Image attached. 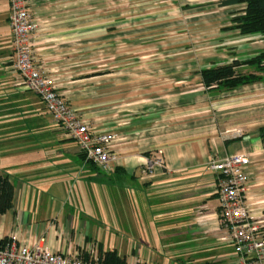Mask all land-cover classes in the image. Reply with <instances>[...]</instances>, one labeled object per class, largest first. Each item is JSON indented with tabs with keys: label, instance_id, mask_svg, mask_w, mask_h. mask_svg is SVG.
I'll list each match as a JSON object with an SVG mask.
<instances>
[{
	"label": "crops",
	"instance_id": "obj_1",
	"mask_svg": "<svg viewBox=\"0 0 264 264\" xmlns=\"http://www.w3.org/2000/svg\"><path fill=\"white\" fill-rule=\"evenodd\" d=\"M85 3L30 0L38 24L34 55L80 116L96 131L117 134V163L106 172L89 162L39 96L17 85L10 0H0V173L15 185L13 206L0 213V244L40 243L102 259L115 251L127 264H236L233 245L221 239L218 175L209 164L214 157L249 155L246 196L264 218V83L211 90L194 67L188 76L170 72L174 80L157 88L136 86L129 63L145 56L128 50L129 33L121 31L130 24L115 13L103 21ZM120 40L127 41L124 52ZM244 45H232L226 60L210 57L209 66L242 59L250 49ZM104 56L116 63L109 99L95 96L89 81L104 71L87 68ZM185 78L190 84L184 86ZM110 202L124 205L126 215H113ZM120 219L140 228L154 220L158 228L117 240L122 228L110 224Z\"/></svg>",
	"mask_w": 264,
	"mask_h": 264
},
{
	"label": "built area",
	"instance_id": "obj_2",
	"mask_svg": "<svg viewBox=\"0 0 264 264\" xmlns=\"http://www.w3.org/2000/svg\"><path fill=\"white\" fill-rule=\"evenodd\" d=\"M9 17L13 33L11 70L17 85L39 96L53 122L74 139L92 162L109 172L117 163L114 143L117 134L99 132L73 108L59 92L53 76L34 55V37L38 28L30 0H10ZM161 162V160L157 161ZM252 159L245 153L214 157L209 167L217 173L216 194L219 199L222 240L234 247L236 264H264V218H257L246 191L251 176ZM0 264H103L99 256L54 252L37 243L18 244L15 240L0 244ZM127 264V263H126ZM140 264L137 259L134 263Z\"/></svg>",
	"mask_w": 264,
	"mask_h": 264
},
{
	"label": "rangeland",
	"instance_id": "obj_3",
	"mask_svg": "<svg viewBox=\"0 0 264 264\" xmlns=\"http://www.w3.org/2000/svg\"><path fill=\"white\" fill-rule=\"evenodd\" d=\"M83 1L86 2L87 11L100 13L103 21H110V15L115 13L119 14V21H126L132 25H129L131 30L121 32L129 33L128 50L130 54L145 56L140 61L129 63L135 69L136 86H142L145 82L157 88L159 85H166L174 80L176 75L170 74L174 70L181 71L179 75L188 76L194 67L201 70L209 66L213 60L210 58L212 56H215L216 59L226 60L231 54L227 51L236 49L232 46L234 44H245L240 46L242 49L250 48L245 51L246 53L240 54L242 59H244L243 55H255L264 49L263 35L241 36L233 29H228L232 25V17L236 12L242 11V6H222L220 4L222 0ZM121 37L122 35L119 36V38ZM119 43L124 45L119 46L120 52H124L127 41L120 40ZM105 51L109 52L110 50ZM191 58L195 60L192 62ZM115 65L116 63L105 59V56L101 62L87 63L88 70L104 71L102 76L89 80L90 84L96 87L95 96L110 95L114 76L112 77L109 73L111 69L116 68ZM122 65H126V63H119L120 67ZM144 75H149V77L143 78ZM184 80L186 82L182 85L190 84V80L187 78ZM105 98L109 99V97ZM110 204L113 215L116 213H118L117 215H126L124 205L115 206L113 202ZM120 211L124 214H120ZM112 224L121 226L122 231L117 240L125 241L131 236L136 238L142 233V230L150 232L158 228V223L154 220L145 223L144 229V223L142 228L137 224L128 226L125 219L116 220L110 225Z\"/></svg>",
	"mask_w": 264,
	"mask_h": 264
},
{
	"label": "trees",
	"instance_id": "obj_4",
	"mask_svg": "<svg viewBox=\"0 0 264 264\" xmlns=\"http://www.w3.org/2000/svg\"><path fill=\"white\" fill-rule=\"evenodd\" d=\"M222 6H242L232 17L228 29H238L242 35L264 36V0H222ZM202 83L211 90H231L237 87L264 83V49L246 59L214 64L200 70ZM264 139V127L261 128ZM15 185L10 176L0 173V213L8 211L14 202ZM103 264H126L115 251L103 256Z\"/></svg>",
	"mask_w": 264,
	"mask_h": 264
}]
</instances>
